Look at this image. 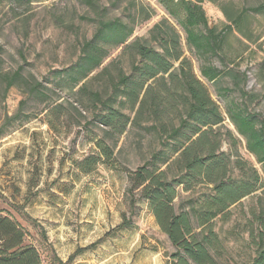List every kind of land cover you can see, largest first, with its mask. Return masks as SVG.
<instances>
[{
    "label": "rangeland",
    "instance_id": "obj_1",
    "mask_svg": "<svg viewBox=\"0 0 264 264\" xmlns=\"http://www.w3.org/2000/svg\"><path fill=\"white\" fill-rule=\"evenodd\" d=\"M186 1L200 5L208 27L215 30V54L198 55L187 42L179 0H0V214L17 223L42 264H170L174 248L138 195L131 213L128 177L121 170L134 171L161 150L169 155L173 143L161 124H178L177 113L156 121L150 100L138 114L153 82L143 83L134 70L145 66L128 48L135 41L160 54L174 42L167 57L170 71L176 73L184 62L218 106L224 118L221 150L230 155L231 165L239 159L259 168L226 112L241 102L244 92L251 100L248 109L264 118V10L252 11L264 0ZM104 23L116 24L129 36L122 45L110 33L95 41L101 64L81 79L83 48ZM194 30L207 34L202 26ZM204 65L221 75L211 82L202 78ZM15 72L25 81L7 89ZM164 77L154 85V95L166 105L169 89V96L182 104L186 94ZM122 78L127 81L121 83ZM33 79L42 84V101L28 93ZM98 100L128 118L122 134L100 124ZM55 105L61 107L59 118L46 117ZM99 143L112 150L111 162L100 155ZM92 158H100L93 169L80 171L79 164ZM204 192L203 187L193 193L179 189L175 207L187 206L189 197ZM229 212L226 219L214 221L222 246L215 259L218 264H247L256 254L248 230L256 234L252 212L264 214V188ZM123 216L130 226L116 231Z\"/></svg>",
    "mask_w": 264,
    "mask_h": 264
},
{
    "label": "trees",
    "instance_id": "obj_2",
    "mask_svg": "<svg viewBox=\"0 0 264 264\" xmlns=\"http://www.w3.org/2000/svg\"><path fill=\"white\" fill-rule=\"evenodd\" d=\"M13 1L31 3L36 0ZM179 1L185 13L182 27L186 32L187 42L198 55L215 54L217 36L215 30L208 27L200 5L186 0ZM197 2L201 3L202 0ZM263 10L264 6L252 9L255 12ZM199 26L207 31L206 35L198 34L194 30ZM108 33L113 35L118 45L124 44L129 36L116 24H102V28L83 48L81 61L86 69L81 79L101 64L97 54L99 48L95 41L109 35ZM173 44L174 42H168L167 47L163 48V54L138 41L128 46L145 62L144 68H134L143 78V83L151 80L153 82L147 87L140 101L138 114L143 111L145 104H148L147 100H150L153 105L151 115L156 121L162 123L160 116L168 117L171 113H177L178 124H161L162 131L168 133L167 139L173 143L169 155L166 156L161 150L153 156L152 161L145 162L134 171L124 168L121 170L125 171L128 177L131 213L137 202L135 195H138V199L147 203V209L157 227L174 248V252L169 256L170 264H218L215 256H220L222 246L214 231V221L219 216L226 219L232 206L264 188V118L248 109L246 103L251 100L244 92H241V102L228 106L227 118L236 134L244 139L246 150L254 157L259 168L239 159H236L232 166L230 155L221 150L224 118L218 106L212 101L200 79L195 77L189 68H184V62H180L176 73L170 71L172 63L167 57H170L174 49ZM173 60L178 61L179 57L175 56ZM165 75L176 89H181L186 94L185 98H182V104H178L173 96H169V89L166 91V105L162 98L154 95V85L159 80L164 81ZM200 75L211 82L215 81L221 72L215 67L204 65L200 68ZM158 76L161 78L158 79ZM239 78L244 82L246 75L241 73ZM24 81L21 73L15 72L6 81V88L19 87ZM126 81L127 78L120 80L121 83ZM229 91L225 90L226 93ZM28 93L40 101L45 99L42 84L34 79ZM100 104L103 107V113L99 116L100 124L122 134L128 124V118L110 105L101 101ZM179 105L182 112L179 111ZM60 108L57 105L52 106L46 117L58 119ZM15 117L13 119H16ZM47 123L55 128V122L48 120ZM2 134L3 127H0V136ZM226 136L231 137V133L227 131ZM167 141L164 145L169 147ZM97 147L100 155L111 162L112 150L103 143L97 144ZM99 159H87L78 167L80 171L88 173ZM197 187L205 188V192L197 198L189 197L187 206L182 204L175 207L179 189L184 193H193ZM252 216L256 224V234L254 229L248 230V233L255 242L256 254L247 264H264V214L252 212ZM129 226V219L123 216L121 224L115 230ZM24 242L25 234L17 223L0 214V264H42L36 248Z\"/></svg>",
    "mask_w": 264,
    "mask_h": 264
}]
</instances>
